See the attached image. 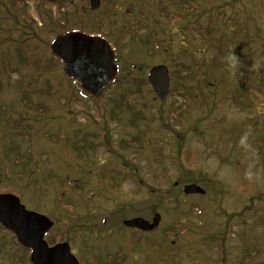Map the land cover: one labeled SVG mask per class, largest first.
Wrapping results in <instances>:
<instances>
[{
    "label": "rangeland",
    "instance_id": "obj_1",
    "mask_svg": "<svg viewBox=\"0 0 264 264\" xmlns=\"http://www.w3.org/2000/svg\"><path fill=\"white\" fill-rule=\"evenodd\" d=\"M15 1L0 0V194L18 196L53 220L47 242L72 243L83 264H159L154 255L172 241L181 264H264V157L251 162L248 144L229 132L236 126L264 135V97L249 93L238 105L219 103L218 89L217 104L190 101L181 121L168 111L181 96L170 94L161 105L128 76L98 101L78 95L69 105L73 87L51 54L56 35L77 28L108 38L121 63L135 68L165 64L171 71L183 52L191 66L204 52L210 60L207 42L184 35L183 23L168 16L183 13L178 0H103L99 11L88 0ZM192 2L203 28H221L216 17L209 22L216 10L232 14L252 60L249 73L264 68V0ZM17 128L22 134L14 136ZM178 160L179 169L204 176L197 183L204 195L172 186ZM154 204L163 218L148 239L157 243L135 250L133 240L144 236L118 225L135 216L152 219ZM178 216L188 230L180 238L166 235ZM7 231H0V264H19Z\"/></svg>",
    "mask_w": 264,
    "mask_h": 264
},
{
    "label": "trees",
    "instance_id": "obj_2",
    "mask_svg": "<svg viewBox=\"0 0 264 264\" xmlns=\"http://www.w3.org/2000/svg\"><path fill=\"white\" fill-rule=\"evenodd\" d=\"M193 0H178L181 6L184 8L183 13H174L168 14V16L174 21L176 19V23L180 22L182 17L187 19L186 17L190 16L191 14L194 19L191 20L194 23L193 26L187 24L189 21L185 22L183 26L182 33L185 35L186 31L189 32L192 40L203 39L207 42L205 45L206 50H211L213 53L210 60L206 58V53L204 52L198 59H195L193 66L187 64L186 61V53L183 52L182 56L179 55L181 58V62H178L177 66L173 70H171V78L173 80L172 88H171V95L181 96L182 100L178 101L177 105H173L168 111L170 115H176L180 117L182 121L184 119V113H187L190 110V101L202 103V105L208 103V99L211 98L214 104H217L219 101L217 98L219 96L217 90L219 89L222 91V95L220 98L219 103L230 102L233 105H238L241 102L242 97L249 100L248 96L251 93L253 96L260 98L261 96L264 97V68H259L254 76L249 73L251 68L252 60L248 57L244 50L245 44L242 43L244 38L240 37L239 33H241V27L237 24V20L234 19L233 15L227 16V14L221 10H216L215 13H212L208 16L209 22L213 21L215 17L217 20L221 21V28L215 29L211 26H207V28H203L200 25L201 16L203 17V13L199 12V8L192 2ZM13 4H19L18 1L10 0ZM193 3V4H192ZM165 16L167 13L164 14ZM101 35L99 32H97ZM184 37V36H183ZM116 49V46L113 45ZM117 51V49H116ZM262 57H264V48L261 51ZM229 54H234L238 58V65L235 69L229 67L226 57ZM119 58L118 54L116 55ZM119 65H120V75H118L115 86H119L126 81V78L130 76L134 79L137 83L138 88H142L143 86H147L150 94L153 93L152 89L150 88V84L147 79V72L150 67L137 64L136 68L133 66H128L125 63H121L122 60L119 58ZM58 65H60V61L57 60ZM138 67L142 69L139 70ZM127 71V72H126ZM68 83L73 87V91H71L72 95L69 100V105H72L73 102H79L78 95L85 97V98H92L94 101H98L102 98H94L87 94H85L77 83L73 79H69ZM235 83L234 89H229L228 84L232 82ZM125 84V83H124ZM112 88H108L105 92L107 93ZM154 94V93H153ZM156 99V98H155ZM157 100V99H156ZM158 101V100H157ZM251 102V101H250ZM164 105V102L161 104ZM216 106V105H215ZM214 106V107H215ZM71 107V106H70ZM70 113L71 110H68ZM163 119V117L161 118ZM10 122V121H9ZM19 126V125H17ZM19 128V127H18ZM17 128V130H18ZM231 134L237 135L238 138H242V140L247 143V147L250 148V160L251 162H255L259 160V158H263V149H264V135H253L250 131H247L243 127H236L232 126L229 130ZM14 136L22 134L21 131L15 132ZM176 137L177 134H176ZM14 145V142H12ZM79 149H75L77 154L81 155V145H78ZM20 148V146H19ZM111 148V147H109ZM10 152H13L10 149ZM23 155L19 153L12 162V165H19L21 163L20 156ZM176 165V163H175ZM179 165L181 163L177 162V171L180 172L179 176H177L176 181L172 184L175 186V183L179 185L188 184V183H201L204 180V176H196L193 174L191 169L180 168ZM19 173L23 171V169H18ZM11 184V183H10ZM72 186V182L70 181ZM75 187V186H74ZM6 190V188H5ZM22 195V193H19ZM66 201V200H65ZM64 201V202H65ZM69 205V204H67ZM157 204L152 206V211H158L156 208ZM68 208V206H66ZM66 210V209H65ZM70 212L69 209L66 210V213ZM177 221L173 227L169 228L165 231L166 235L177 236L180 238L183 231L188 230L186 226L180 222L182 217L178 216V219L175 218ZM175 226V227H174ZM0 231L9 233L4 227L0 225ZM12 242L15 246V253L16 257L17 254L20 252L21 256H18V263L19 264H31L29 260V254L25 248H23L19 242L17 241L16 237L12 235ZM142 242L138 241L139 250L142 249L144 246L141 244ZM156 243H152V247ZM18 249V250H17ZM179 247L173 246L172 244L168 245V249L164 251H160L157 255V260L159 264H181L180 262V255L177 253ZM1 256H4L3 253L0 252ZM149 255V254H147ZM2 257H0L1 259ZM149 259V257H147ZM106 260H98L97 264H122V261L117 259H112L110 262L106 263ZM101 261V262H100ZM150 263V262H148Z\"/></svg>",
    "mask_w": 264,
    "mask_h": 264
},
{
    "label": "water",
    "instance_id": "obj_3",
    "mask_svg": "<svg viewBox=\"0 0 264 264\" xmlns=\"http://www.w3.org/2000/svg\"><path fill=\"white\" fill-rule=\"evenodd\" d=\"M100 0H91L92 9H98ZM51 52L60 59L66 76L79 82L84 93L99 97L114 81L118 73L115 54L109 43L100 37L88 36L81 32L58 35L51 45ZM148 80L157 97L164 101L170 93V73L166 65L154 66ZM183 192L204 194L197 184L186 185ZM161 216L156 213L149 222L143 218H133L125 222L128 227L151 231L159 226ZM0 223L12 231L19 242L32 250L33 264H79L72 255L68 243L50 247L45 235L53 226L46 216L29 211L12 194H0Z\"/></svg>",
    "mask_w": 264,
    "mask_h": 264
},
{
    "label": "clouds",
    "instance_id": "obj_4",
    "mask_svg": "<svg viewBox=\"0 0 264 264\" xmlns=\"http://www.w3.org/2000/svg\"><path fill=\"white\" fill-rule=\"evenodd\" d=\"M226 60L228 62L229 67H231L232 69H235L237 67V65H238V58H237L236 55L229 54L226 57ZM253 67H255V65Z\"/></svg>",
    "mask_w": 264,
    "mask_h": 264
},
{
    "label": "flooded vegetation",
    "instance_id": "obj_5",
    "mask_svg": "<svg viewBox=\"0 0 264 264\" xmlns=\"http://www.w3.org/2000/svg\"><path fill=\"white\" fill-rule=\"evenodd\" d=\"M88 2H89V3H88L87 5H89V9H90L91 11H93V10L91 9L90 0H88ZM100 3H101L100 8H99L98 10H96V11L101 10L102 6L104 5V1H103V0H100ZM111 3H112V0H107V1H106V4H108V5H111ZM87 8H88V7H87ZM87 8H86V9H87ZM120 9H121V7H119V10H120ZM77 24H79V22H78ZM81 24H82V25H85L84 22H81ZM72 30H79V29H77V28H72ZM124 219H125V218H124ZM124 219L122 220V222L126 220V219H125V220H124ZM134 242H135V240H133L132 243H134Z\"/></svg>",
    "mask_w": 264,
    "mask_h": 264
}]
</instances>
